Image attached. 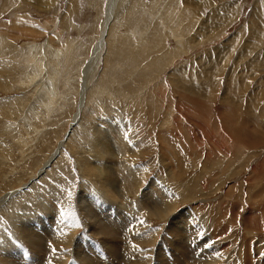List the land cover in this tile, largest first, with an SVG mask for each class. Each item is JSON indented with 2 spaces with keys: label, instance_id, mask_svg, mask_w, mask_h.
Returning <instances> with one entry per match:
<instances>
[{
  "label": "rangeland",
  "instance_id": "374dc122",
  "mask_svg": "<svg viewBox=\"0 0 264 264\" xmlns=\"http://www.w3.org/2000/svg\"><path fill=\"white\" fill-rule=\"evenodd\" d=\"M110 2L0 0V257L28 224L27 264H71L82 249L88 260L93 247L95 264H127L92 237L81 203L98 196L143 224L139 264H158L156 247L162 264H264V0ZM54 217L59 245L42 229ZM195 235L211 256L171 241Z\"/></svg>",
  "mask_w": 264,
  "mask_h": 264
},
{
  "label": "bare ground",
  "instance_id": "6f19581e",
  "mask_svg": "<svg viewBox=\"0 0 264 264\" xmlns=\"http://www.w3.org/2000/svg\"><path fill=\"white\" fill-rule=\"evenodd\" d=\"M114 0H111V2H113ZM110 2V3H111ZM114 3V2H113ZM114 5V4H113ZM108 8V7H107ZM108 11H109V8H108ZM110 12V11H109ZM113 14V13H112ZM107 15H108V13H107ZM108 25V24H107ZM109 26V25H108ZM105 32V31H104ZM254 32H256V31H254ZM103 38V37H102ZM138 38V37H137ZM102 40V39H101ZM186 40V39H185ZM103 41V40H102ZM98 45V44H97ZM107 46V45H106ZM97 50H98V48L97 47H95V49L93 50V52H92V56H97L96 54H97ZM110 50V49H109ZM94 51H95V54H94ZM99 51V50H98ZM197 53V52H196ZM38 63V62H37ZM40 64V63H39ZM42 65V64H41ZM34 79V78H33ZM32 80V79H31ZM43 84V83H42ZM38 89V88H37ZM174 91H177V88L175 87V89H174ZM175 93V92H174ZM178 94V93H177ZM180 94V93H179ZM182 94V93H181ZM175 95V94H174ZM185 95V94H184ZM182 96V95H181ZM37 99V98H36ZM192 99V98H191ZM42 100V99H41ZM52 100V99H51ZM183 100V99H182ZM193 103V102H192ZM174 123V122H173ZM176 124V123H175ZM113 128H114V126H113ZM109 129V128H108ZM111 129V128H110ZM110 129H109V131H110ZM117 130V129H116ZM113 133V132H112ZM119 133V132H118ZM116 134V133H115ZM111 136V135H110ZM109 136V137H110ZM117 137V136H116ZM106 139V138H105ZM108 141H110V139L108 140ZM121 143H122V140H121ZM83 144V143H82ZM96 144L100 147L99 149H102L101 151L104 153V154H106L107 156H111L112 157V155H111V151H109L111 148H109V150L107 151V153L105 152V147H104V145H103V141H102V139L100 140V138H97V140H96ZM107 145V144H106ZM108 147V146H107ZM108 153H109V155H108ZM49 165V164H48ZM260 167V166H259ZM129 169V168H128ZM260 169V168H259ZM106 170V173H107V175L104 177V179L103 180H105V183H106V185L108 186V188H110L109 186H111V185H113V182L115 181V180H113L114 179V174L110 171V168L109 169H105ZM112 170V169H111ZM130 175V174H129ZM136 186H138V184H136ZM135 186V187H136ZM156 187V186H155ZM154 187V188H155ZM95 188V187H94ZM153 188V187H152ZM105 189V188H104ZM111 190H112V188H110ZM151 189V188H150ZM156 189V188H155ZM132 190H135V189H132ZM110 191V190H109ZM113 191V190H112ZM157 191V192H156ZM156 191H154L153 189H151V190H149L148 192H151V194H153V195H155L154 197H155V199H150L151 201H150V203H151V205H153L152 203L154 202V201H158V202H160L161 204H159V205H161L160 207H158V208H151L152 210H153V216H155V217H159L160 219H162L163 218V215H165V212L166 211H164V209L165 208H163V206H164V204L163 203H165V200L164 199H167L168 200V195L166 194L167 193V191H168V189H167V191H166V189L165 188H162V186L160 187V186H158L157 187V189H156ZM106 192V191H105ZM111 192V191H110ZM136 192V191H135ZM170 193V192H169ZM176 193V192H175ZM97 194V193H96ZM19 195V194H18ZM97 198V199H96ZM90 197V203L88 202V206L87 205H85V203H84V205H83V203H81V205H82V207H81V210H83V212H84V215H86L88 218V221H90L91 223H92V227H93V229L95 230V232H94V236L92 235V237H93V239H96L95 241H99V240H101L100 242L104 245V248L106 249V251H107V254H108V256H110L111 258H115L116 260H118V261H120L121 260V262L123 263V261L124 262H126L127 264H139L140 262H139V258H137L138 256H139V253H141V251L143 252V250H141L142 249V247L144 246V243H145V234H148V233H145L144 234V236H141L140 235V233H139V231L141 230V226L143 225H141V222L139 221H137V219L135 218H133V215L134 214H131L130 212L131 211H133V209H131V211L129 210V208L128 209H126V211L124 212L123 210V212L122 211H116L115 212V209L114 208H103V209H101L102 207L100 206V202H99V198H98V196L97 197ZM102 198V197H101ZM151 198H153V197H151ZM173 198V197H172ZM117 200V199H116ZM149 200V199H148ZM92 202H94V205H95V208H92V206H91V203ZM103 204V203H102ZM146 204V203H145ZM163 205V206H162ZM139 206V205H138ZM148 206V205H147ZM150 206V205H149ZM154 206V205H153ZM164 207H168V205L167 206H164ZM87 208H88V211H87ZM125 208V207H124ZM127 208V207H126ZM146 209V208H145ZM144 209V210H145ZM149 209V208H148ZM98 211V212H96V211ZM129 210V211H128ZM105 211V213L103 214V212ZM137 211V210H136ZM199 211V210H198ZM86 212V213H85ZM135 212V211H134ZM151 212V211H150ZM150 212H149V214H150ZM129 213V214H128ZM144 213H146V210H145V212ZM132 215V217H131V215ZM167 214V213H166ZM134 216H136V215H134ZM151 216V215H150ZM189 216V215H188ZM165 217V216H164ZM45 218V217H44ZM49 219V218H48ZM37 220V219H36ZM59 220V219H58ZM85 220V219H84ZM197 221V220H196ZM202 221V220H201ZM90 222H88V223H90ZM187 222H189V221H187ZM192 221H190L189 223H191ZM56 223H57V217H54L51 221L49 220V222H47L46 224V226H42V229H47V231L48 232H46L45 233V236H48L49 237V235H51L52 237H53V239H54V241H55V243H56V245H59L58 243H59V240H58V236H57V234H56V231H55V229H54V226L56 225ZM31 224V223H30ZM36 224H37V222H36ZM175 225L177 224V223H174ZM173 224V225H174ZM181 224V223H180ZM246 224H248L247 222H246ZM25 225V224H24ZM50 225H51V227H50ZM189 225V224H188ZM196 225V223L195 224H191L190 226V229L187 231L188 233H193L194 232V234H196L197 232L196 231H198V228H197V226H195ZM249 225V224H248ZM91 226V225H90ZM120 226L122 227V230H123V233L125 232V234H127L124 238L126 239V241H125V244H124V247H123V249L121 250V251H119V249H120V246H119V244H120V242L119 241H117V239H119L118 238V235H117V233H119V236H121V232H119V229H120ZM177 226H179V225H177ZM186 226V225H185ZM242 226V225H241ZM244 226H246V225H244ZM30 226L27 224V226H25L24 228L22 227V229L21 230H19L18 229V227L16 228V231L17 232H19V235H20V238H21V240H23V245L25 246L24 247V249H27L29 252H31V253H36L35 251H36V248H37V241H36V239H34L33 237H37L34 233H32L31 232V229L29 228ZM34 227V226H33ZM49 227V228H48ZM92 227H91V229H92ZM143 227L144 226H142V229H143ZM198 227H199V225H198ZM57 228H58V226H57ZM178 228V227H177ZM185 228V227H184ZM244 228V227H243ZM242 228V229H243ZM245 228H247V227H245ZM92 229V230H93ZM175 229V228H174ZM207 229V228H206ZM144 230V229H143ZM186 230H187V227H186ZM202 230V229H201ZM121 231V230H120ZM145 231V230H144ZM205 231V230H204ZM203 231V232H204ZM44 232V231H43ZM148 232V231H147ZM200 232V231H199ZM75 233V232H74ZM90 233V232H89ZM123 233H122V236H124L123 235ZM187 233V234H188ZM226 233V232H225ZM44 234V233H43ZM47 234H49V235H47ZM142 234V233H141ZM199 234V233H198ZM197 234V235H198ZM206 234H208V233H206ZM41 235V234H40ZM149 235V234H148ZM148 235H147V240H148ZM208 235H210V233L208 234ZM212 235V234H211ZM210 235V236H211ZM226 235V234H225ZM169 236V235H168ZM215 236V235H214ZM87 238H89L88 236H86ZM186 237V236H185ZM206 237V236H205ZM208 237V236H207ZM216 237V236H215ZM219 237L220 236H218V239H219ZM2 238V237H1ZM50 238V237H49ZM87 238H85V239H87ZM150 238V237H149ZM168 238V237H167ZM187 238V237H186ZM197 238H198V236H194V237H192V236H189V240L187 241V243L186 244H183L182 245V241H181V237H176L175 239H173V240H171V241H173V242H176V243H179V240H180V247H183V248H185L189 253H190V255L192 256V259L194 258V259H197V260H200L201 258H203V256L204 255H206L205 257H207V255H210L212 252H213V250H211L213 247L212 246H210V244H209V246H205V243H203V245L201 246V245H199V243H198V241H197ZM210 238V237H209ZM208 238V239H209ZM211 238H212V236H211ZM210 238V239H211ZM217 238V237H216ZM4 239V238H3ZM50 239H52V238H50ZM52 239V240H53ZM151 239V238H150ZM208 239H206V240H208ZM213 239V238H212ZM41 240V239H40ZM66 240V239H65ZM83 240V239H82ZM156 240V239H155ZM220 240V239H219ZM222 240V239H221ZM220 240V241H221ZM41 241H43V240H41ZM67 241V240H66ZM80 241V240H79ZM211 241H214V239L213 240H211ZM216 241V240H215ZM64 242V241H63ZM91 242H93V241H91ZM91 242H89V243H91ZM100 242H98V244H100ZM153 242V241H152ZM163 242H165V241H163ZM223 242V241H222ZM221 242V243H222ZM258 242V241H257ZM3 243H4V246H3V250L5 251L3 254H2V256L0 257V258H3L4 259V262H2V260H1V262H2V264L4 263V264H27L28 263V257H27V253L25 254V251H24V249L22 248L23 247V245H21V243H19V242H15V241H13V242H10V241H8V240H5L4 239V241H3ZM19 246V245H21V248L20 247H18L16 244ZM41 243V242H40ZM43 243V242H42ZM68 244H69V242H67ZM86 243V242H85ZM118 243V244H117ZM148 243H150L149 242V240H148ZM154 243V242H153ZM156 243V242H155ZM207 243V242H206ZM210 243V242H209ZM212 243H214V242H212ZM229 243V242H228ZM227 243V244H228ZM248 243V242H247ZM259 243V242H258ZM9 244V245H8ZM146 244V243H145ZM152 244V243H151ZM150 244V245H151ZM161 244V243H160ZM216 244V243H215ZM214 244V245H215ZM227 244H225V246L227 245ZM44 245V244H43ZM72 245H74V244H72ZM83 245V244H82ZM161 245H163V244H161ZM212 245V244H211ZM47 246V245H46ZM70 246V245H69ZM80 246V245H79ZM92 246V245H91ZM102 246V245H101ZM157 246V245H156ZM252 246V245H251ZM259 246H261L260 244H259ZM258 246V247H259ZM100 247V246H99ZM152 248H153V244H152V246H151ZM158 247H159V245H158ZM223 247H224V245H223ZM227 247V246H226ZM226 247H224V248H226ZM247 247V246H246ZM249 247H250V245H249V243H248V247H247V249L249 250ZM258 247H256L255 249L257 250V248ZM39 248V247H38ZM83 248H84V246H83ZM98 248V247H97ZM101 248V247H100ZM152 248H150V249H152ZM230 248V247H229ZM232 248V247H231ZM259 248H261V247H259ZM45 249V248H44ZM71 249L72 248H70V251H71ZM88 249V248H87ZM104 249V250H105ZM159 248H155V249H153V250H151V252H149V253H151V255H154V257H155V260L157 261V263L159 264H162L163 263V259H162V253H159V252H157V250H158ZM163 249V248H162ZM167 249H168V247H167ZM172 249V248H171ZM170 249V250H171ZM217 249H218V246H217ZM216 249V250H217ZM221 249V248H220ZM228 249V248H227ZM226 249V250H227ZM47 250V249H46ZM45 250V251H46ZM83 250L84 249H82V250H80L78 253H76V255L74 256V258H72V260H71V264H95L91 259L93 258V256L95 255V251H97V249H95L94 247H93V250L92 251H94V252H92V255L93 256H91V259H89V257H88V260H86L85 258H84V254L85 253H83ZM139 250H141L140 252H138ZM147 250V249H146ZM161 250V249H160ZM164 250V249H163ZM219 250V249H218ZM224 250V249H223ZM252 250V249H251ZM255 250V253H257L258 251H260V249L258 250V251H256ZM15 251H22V254H20V255H18L17 256V260H18V262L17 263H15L16 261H13L12 260V258L14 257V252ZM73 251V250H72ZM105 251V252H106ZM237 251V250H236ZM247 251V250H246ZM99 252L101 253H103L104 251L102 250H99ZM145 252V251H144ZM162 252V251H161ZM220 252V251H219ZM218 252V253H219ZM228 252V251H227ZM232 252V251H231ZM239 252V251H238ZM249 252V251H248ZM247 252V253H248ZM19 253V252H18ZM39 253V252H38ZM64 253V252H63ZM100 253L99 254H97V255H100ZM153 253V254H152ZM164 253H166V252H164ZM171 253V252H170ZM206 253V254H205ZM234 253V252H233ZM237 253V252H236ZM254 253V252H253ZM260 253V252H259ZM259 253L257 254V255H259ZM87 254V253H86ZM104 254V253H103ZM102 254V255H103ZM142 254H144V253H142ZM174 254V253H173ZM175 254H176V256L178 255L179 256V254L178 253H176L175 252ZM220 254H222V253H220ZM220 254H219V256H220ZM250 254H251V252H250ZM35 255V254H34ZM34 255H33V257H34ZM69 255V254H68ZM68 255H64V256H68ZM73 255V254H72ZM105 255V254H104ZM145 255V254H144ZM164 255V254H163ZM167 255V254H166ZM165 255V256H166ZM172 255V254H171ZM214 255V254H213ZM226 255V254H225ZM228 255V254H227ZM249 255V254H248ZM70 256V255H69ZM68 256V257H69ZM86 256V255H85ZM143 256V255H142ZM146 256H147V254H146ZM211 256V255H210ZM218 256V254L216 255V256H213V258H212V260H213V263L214 262H216L217 260H220L221 258V256L219 257ZM242 256H244V255H242ZM241 256V257H242ZM250 256V255H249ZM254 255H251V257L252 258H254L253 257ZM37 257V256H36ZM43 257V256H42ZM48 257V256H47ZM55 257V256H54ZM53 257V258H54ZM71 257H73V256H71ZM95 257V256H94ZM149 257V256H148ZM168 257H169V255H168ZM172 257V256H171ZM174 257V256H173ZM234 257H236V255L234 256ZM238 257V256H237ZM30 258V257H29ZM32 258V257H31ZM35 258V257H34ZM49 258L51 259V257L49 256ZM96 258H98V256H96ZM143 258V257H142ZM191 258V257H190ZM210 258V257H209ZM40 259V258H39ZM69 259V258H68ZM153 259V258H152ZM166 259V258H165ZM190 260L189 259V257H186L185 258V260ZM227 259V261H229L228 260V258H226ZM235 259V258H234ZM244 259H246V258H244ZM36 260V259H35ZM101 260V259H100ZM111 260V259H110ZM211 260V259H210ZM237 260H240V259H238L237 258ZM241 260H243V259H241ZM252 260V259H251ZM30 261H31V259H30ZM41 261V260H40ZM67 261V260H66ZM94 261H96V260H94ZM142 261V260H141ZM148 261V260H147ZM153 261H154V259H153ZM202 261V260H201ZM206 261H209V260H206ZM221 261V260H220ZM244 261V260H243ZM45 262V260L43 261V263ZM59 262V261H58ZM145 262V261H144ZM152 262V261H151ZM167 262H169L168 260H167ZM187 262V261H186ZM191 262H192V260H191ZM193 262H194V260H193ZM191 263V264H195V263ZM196 262V261H195ZM200 262V261H199ZM218 262V261H217ZM236 262V260L234 261V263ZM246 262V261H245ZM248 262L250 263V264H253L251 261H249V259H248ZM253 262H254V259H253ZM255 262H257L256 261V259H255ZM56 263V262H55ZM62 263V262H61ZM170 263V262H169ZM169 263H166V264H169ZM198 263V262H197ZM208 263V262H207ZM236 263H239V261L238 262H236ZM30 264V263H29ZM39 264V263H38ZM49 264H52V262H49ZM54 264V263H53ZM151 264V263H150ZM176 264V263H175ZM188 264H190V263H188ZM199 264H203V263H199ZM226 264V263H225ZM240 264H241V261H240ZM242 264H247V263H242ZM257 264H259V263H257Z\"/></svg>",
  "mask_w": 264,
  "mask_h": 264
}]
</instances>
